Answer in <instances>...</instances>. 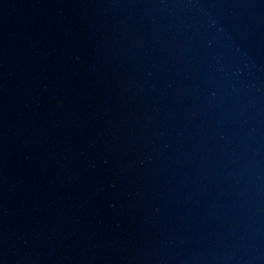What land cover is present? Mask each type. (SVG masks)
I'll use <instances>...</instances> for the list:
<instances>
[{"label":"water","instance_id":"95a60500","mask_svg":"<svg viewBox=\"0 0 264 264\" xmlns=\"http://www.w3.org/2000/svg\"><path fill=\"white\" fill-rule=\"evenodd\" d=\"M0 177L264 264V0H0Z\"/></svg>","mask_w":264,"mask_h":264}]
</instances>
